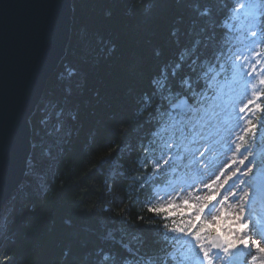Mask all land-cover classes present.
Listing matches in <instances>:
<instances>
[{
	"label": "trees",
	"instance_id": "trees-1",
	"mask_svg": "<svg viewBox=\"0 0 264 264\" xmlns=\"http://www.w3.org/2000/svg\"><path fill=\"white\" fill-rule=\"evenodd\" d=\"M188 3L72 1L67 54L30 118L32 171L28 170L25 182L31 186L0 212V246L6 240L0 264H96L97 249L132 260L122 243L138 250L135 259L164 254L171 242L165 236L171 233L163 224L170 227L171 222L148 211L152 167L144 145L158 143L153 134L156 122L162 123L166 115L149 120L153 107L138 113L136 98L151 91L153 75L174 61L182 47H190L199 28L213 18L218 19L216 39L224 41L220 22L226 17L228 0H200L212 7L208 18L197 17ZM173 29H178L177 37L170 35ZM86 67L89 71L78 91L75 83ZM186 74L185 67L177 79ZM69 77L74 85L70 96L65 91ZM73 94L80 102L70 110L67 102ZM52 100L64 104L75 119L42 144V109ZM166 109L170 110L167 102L161 113Z\"/></svg>",
	"mask_w": 264,
	"mask_h": 264
},
{
	"label": "snow or ice",
	"instance_id": "snow-or-ice-1",
	"mask_svg": "<svg viewBox=\"0 0 264 264\" xmlns=\"http://www.w3.org/2000/svg\"><path fill=\"white\" fill-rule=\"evenodd\" d=\"M152 5L153 3H150L147 9L150 10ZM188 7L200 18H208L212 14L211 5H202L200 0H189ZM239 7L249 10L252 26L260 29L259 34L257 31L251 32L255 39L250 40L248 44L264 42V5L259 9V21L256 11L250 5L241 3ZM170 35L177 37L178 29H173ZM216 35L214 23L200 27L199 35L192 41L191 46L182 47L174 61L166 62L160 71L153 75L150 80L151 91L143 92L136 98L138 113L153 107V115L149 120L155 119L158 114L166 115L178 126L182 139L191 136L188 144L193 145L190 149V166H187L183 181L169 185L170 190L162 193L167 201L165 205L149 207L148 211L160 214L164 220L171 222L170 227L165 223L163 228L175 235H166L165 239L190 237L197 242L199 251L203 254L200 264H264V232L254 233L259 239L249 234L254 228V222L247 214L251 193L245 179L257 166L256 161L250 159L254 155L253 145L264 144V116L258 115L264 112V106L260 103L264 100V87H257L256 84L258 80L259 85L264 86V54L251 49L255 57L262 58H246L238 66L241 95L247 97L251 90V96L240 100L233 127H227L225 121L222 128H217L219 113L207 111L209 101L215 99L209 92V74L214 72L216 64L225 58L226 53L222 45L226 41H218ZM217 45L221 46L217 48ZM156 55L160 53L157 51ZM185 67L188 74L177 79ZM220 67L223 68L222 63ZM205 81H208L207 86ZM73 86L69 77L65 88L68 96L71 95ZM185 98H189L192 103H188ZM174 100L178 103L173 102ZM165 102L171 110L166 109L161 113ZM42 114L40 126L45 130L41 138L42 144L46 142L45 137H56L65 129L69 119H75L70 111H66L64 104L56 100L48 101L42 109ZM160 123L157 121L156 125L159 126ZM163 131L161 128L160 132L153 134L159 135ZM37 135H40L39 131ZM216 137L220 138L228 151L233 152L230 160L220 164L211 159ZM144 147L148 155H155L157 152L161 154L160 159L156 161L155 175L159 177L165 171L161 160L164 165L171 166V162L164 159V156L173 150V144L165 141L161 146L157 142L149 141ZM147 159L148 156H145V164ZM29 170L32 171L31 161ZM141 187L145 185L142 184ZM108 238L113 237L109 234ZM121 246L131 254L132 260L127 257L118 258L115 254L97 249L96 256L99 259L96 264H106L109 261L111 264H141L142 257L135 259L139 255L138 250L134 251L126 243Z\"/></svg>",
	"mask_w": 264,
	"mask_h": 264
},
{
	"label": "water",
	"instance_id": "water-1",
	"mask_svg": "<svg viewBox=\"0 0 264 264\" xmlns=\"http://www.w3.org/2000/svg\"><path fill=\"white\" fill-rule=\"evenodd\" d=\"M72 1L0 0V212L25 182L33 153L29 120L67 54Z\"/></svg>",
	"mask_w": 264,
	"mask_h": 264
},
{
	"label": "rangeland",
	"instance_id": "rangeland-1",
	"mask_svg": "<svg viewBox=\"0 0 264 264\" xmlns=\"http://www.w3.org/2000/svg\"><path fill=\"white\" fill-rule=\"evenodd\" d=\"M222 21V20H221ZM243 40H248V37L247 38H244ZM70 43V42H69ZM69 46V45H68ZM68 49V48H67ZM242 54H243V51L241 52ZM65 58V57H64ZM63 58V59H64ZM63 61V60H62ZM61 61V62H62ZM61 64V63H60ZM247 70V69H246ZM56 71V70H55ZM54 71V72H55ZM88 71H89V67H86L85 69H83V71H82V73L80 74L82 77L75 83V85H78L76 88H77V90L79 91V90H81L82 88V85H83V79L82 78H85L86 77V75H87V73H88ZM54 72H53V74H54ZM52 74V75H53ZM48 84V83H47ZM76 90V91H77ZM248 96H249V92H248ZM248 96L247 97H244V96H242L241 94L240 95H238V93H232L231 95H226L225 96V101H224V103L222 104V105H218L217 107H214V108H212V111L211 112H213V111H215V112H218V111H222V113H223V116H222V118H221V120L217 123V128H219V127H221V126H223L224 124H225V121L226 122H229V123H231V125H233L234 124V122H235V119H236V112H238V107L240 106V100L241 99H247L248 98ZM73 99H72V101H68L67 102V105H68V108L71 110V108H70V106H72L73 104H77V102H80V99H79V97H77L75 94H73V97H72ZM84 104H86L85 102H84ZM86 105H88V104H86ZM30 121V120H29ZM32 129V128H31ZM237 134H238V132H237ZM31 139H32V135H31ZM188 140H190V139H182V143H183V145L185 146V148H187V149H191L192 147H193V145H190V144H188ZM230 157H233V152L229 155ZM26 181V180H25ZM26 182H24L23 183V186L24 187H27V188H30V183L28 182V183H26ZM24 193H25V191H26V189H24V190H22ZM19 195H21V194H19ZM18 195V196H19ZM167 203V201L165 200L164 201V205ZM12 238V236H9V237H7L6 239L7 240H9V239H11ZM6 241V240H5ZM3 242V244L0 246V252L3 250V248L5 247V244H6V242ZM182 245L184 246V247H186V250H185V254L187 255V253H191V252H193L192 250H194V248H196L197 247V242L196 241H194V240H192L191 238H189V240H187L186 242H182ZM188 256V255H187Z\"/></svg>",
	"mask_w": 264,
	"mask_h": 264
},
{
	"label": "bare ground",
	"instance_id": "bare-ground-1",
	"mask_svg": "<svg viewBox=\"0 0 264 264\" xmlns=\"http://www.w3.org/2000/svg\"><path fill=\"white\" fill-rule=\"evenodd\" d=\"M212 23H214L215 25H217L218 26V19L217 18H213L212 19ZM21 189H23L24 188V186L22 185L21 187H20ZM21 189H18L17 190V192H19V191H21ZM17 192L16 193H14V194H16L17 196L19 195V194H21V195H25V193L24 192H21V193H19V194H17Z\"/></svg>",
	"mask_w": 264,
	"mask_h": 264
}]
</instances>
